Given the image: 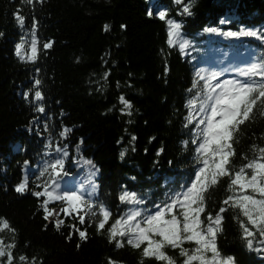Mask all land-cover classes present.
Segmentation results:
<instances>
[{
    "label": "trees",
    "instance_id": "obj_1",
    "mask_svg": "<svg viewBox=\"0 0 264 264\" xmlns=\"http://www.w3.org/2000/svg\"><path fill=\"white\" fill-rule=\"evenodd\" d=\"M153 3L159 11L167 12V18L182 23V38L191 44L184 54L178 45L168 46L167 24L158 18L159 11L151 9ZM184 3L191 4L192 0ZM182 7L175 0H44L43 4L33 0L32 5L23 0H0V218L7 219L16 230L14 234L4 230L0 238L6 244L15 242L14 264H21L20 255L28 257L27 264L33 257L35 264H107L109 258L119 264H141L142 259L143 264H162L143 258V246L134 249L125 243L117 249L115 242L108 240L107 228L131 209L153 210V203L160 204L173 191H179L197 167V145L191 143L195 121L184 126L188 112L185 104L195 94V90L188 91L194 69L231 68L223 80L236 76L234 67L247 68L264 61V40L204 32L210 26L224 31L264 30V0H195L190 17L179 15ZM16 13L25 17L23 30L16 23ZM33 16L39 22L38 59L35 63L22 62L15 55V44L22 36L30 41L25 34L31 29ZM221 19L231 22L221 25ZM105 25L110 26L108 31ZM49 41H55L53 48L43 49ZM28 50L26 44L25 52ZM106 73H110L107 80ZM34 79L42 81L39 90L45 96V114L33 111L31 92L28 102L23 99L25 90L34 92ZM121 95L132 104L131 116L121 112ZM64 127L74 129L67 138L60 135ZM183 141H188L187 145ZM57 145L69 153L65 168L70 175L64 179L74 188L79 190L83 185L86 192L92 188L88 182L90 166L84 161L91 160L98 170L94 178L98 188L90 199L113 213L99 233L95 218L89 222L86 215L81 225L75 214L64 217L62 212L60 230L52 223L45 230L43 213L38 210L40 201L31 192L39 190L34 181L56 155ZM233 147V174L254 158L259 159L264 149V108L259 102L235 133ZM160 148L163 152L157 156ZM251 172L247 170L249 176ZM25 177L28 191L19 195L14 187ZM165 178H171L166 186ZM231 188L232 177H222L204 193L202 227H207L208 214L215 218L221 208H226L216 237L221 258L234 257L235 264H255L252 259L264 256V251L255 250L264 249L260 243L264 237L259 234V224L252 225L234 202L224 204L230 197L241 195ZM125 191L135 192L144 204L122 203L120 197ZM248 194L260 198L251 190ZM62 206L59 201L49 204L50 209L61 210ZM93 210L99 213L98 207ZM176 214L180 215L179 210ZM255 218L259 221L258 216ZM245 224L256 233L252 249L247 247ZM69 225L85 230L87 239L81 241L74 233L67 240ZM182 247L193 253L197 245L185 241ZM165 251L176 264H183L185 258L179 249Z\"/></svg>",
    "mask_w": 264,
    "mask_h": 264
},
{
    "label": "snow or ice",
    "instance_id": "obj_2",
    "mask_svg": "<svg viewBox=\"0 0 264 264\" xmlns=\"http://www.w3.org/2000/svg\"><path fill=\"white\" fill-rule=\"evenodd\" d=\"M23 2L29 5L33 4V0H23ZM37 2L43 4L44 0H37ZM175 2L177 5L183 6L179 15L189 17L193 15L192 7L195 0L187 5H185L184 0H175ZM147 15L151 16L152 12H147ZM157 15L160 20L167 24L168 46L175 47L178 45L180 52L184 54L191 44L182 38V23L167 18L166 11H159ZM15 19L17 25L23 30L25 17L16 13ZM230 22L226 19L219 21L221 25ZM38 23L33 16L31 29L25 34L31 37L30 41L22 36L20 42L15 44V55L22 62L35 63L38 59ZM109 27V25H105V31H108ZM121 27L126 28V25ZM204 32L227 38L256 37L264 40V30L224 31L220 27L210 26L206 27ZM0 36H3L2 32H0ZM54 43L55 41L44 43L42 48L50 50ZM26 44L29 48L27 52H25ZM38 71L39 69H37ZM228 71H232V69L221 68L219 71L204 68L194 69V78L188 91L195 90V94L185 104L188 112L184 117L186 121L184 126L188 127L195 121V127L191 130L193 135L191 143L197 145L194 149V160L197 167L194 168L192 176L184 180L179 191H173L160 204L153 203V210L134 208L111 223L107 228L108 240L110 243L115 242L117 249L123 248L125 243L134 249H141L143 246L141 253L143 258H154L162 264H176L173 257L167 255L165 248L179 249L180 256L185 258L183 264H194V262H198V264H235L234 257L221 258L216 244L219 225L223 220V213L227 209L221 208L220 214L215 218L208 214L206 216L207 227L206 229L202 227L201 214L206 211L204 193L211 186L218 184L222 177H232L230 190L234 192L238 190L241 193L239 197H230L225 200L224 204L228 205L230 202H234L235 207L243 210V216L247 217L252 225L259 224V234L264 237V149L260 150L259 159L254 158L244 167L236 170L234 174L231 168V158L235 155V148L233 147L235 133L242 124L250 119L258 102L261 108H264V61L250 64L247 68H237L236 76L221 80V77ZM166 72L167 68H165ZM108 75L110 73L105 74V80H107ZM41 83L40 79H34L32 84V89H35L34 92L31 89L25 90L22 95L23 99L28 102L31 92V103L35 105L33 111L45 114L46 109L43 103L45 96L39 90ZM117 87H119V83ZM119 102L123 105L122 114L131 116V102L123 95L119 97ZM36 123L37 135H40L39 121ZM44 130H48L47 122L44 123ZM73 131L72 128L64 127L60 135L67 138ZM132 139L135 140L136 137L133 136ZM83 143V138H81L80 144L83 145ZM183 143L187 145L188 141H183ZM79 151L80 148L77 147V152ZM162 152L163 148H160L156 155L159 156ZM126 153L127 149L121 153V159ZM46 155H50V153H46ZM68 155L67 150L61 149L57 145L56 155L51 156V159L45 163L43 169L36 176L34 183L39 190L32 191L31 195L40 201L38 210L43 213V219L46 222L45 230L48 223H52L57 231L64 224L63 219L49 220L53 216V209L49 208L50 202L59 201L63 206L60 212L55 213L57 217L60 216L61 212L64 217L75 214L74 218L81 225L85 223L86 215L89 222L95 218L97 221L96 229L99 233L105 229V225L113 213L103 205L93 204L90 199L91 193H95L98 188V185L94 183V178L99 174L98 170L91 160L84 161L90 166L88 182L92 184V188L86 192L84 186L81 185L78 190L64 179L70 175L65 168ZM27 164L28 162L25 161V165ZM247 170H252L250 176L247 174ZM131 179L135 180V177ZM169 182H171V178H165V186ZM249 190L258 194L260 198L257 199L256 195L248 194ZM14 191L19 195H24L28 191L26 177L15 185ZM86 194L88 199H86ZM41 198L43 199L41 200ZM120 200L128 205L144 204V200L138 197L135 192L125 191ZM97 207L99 213L93 210ZM176 210H179V216L176 214ZM256 216L259 217V221L255 218ZM68 227L70 230L66 236L67 240H71L74 233L78 235L81 241L87 239L85 230L73 225ZM243 227L247 247L252 249L254 247L253 238L256 233L247 224ZM4 230L13 234L16 231L10 226L7 219L0 218V232ZM185 241L195 242L197 247L193 253L182 247ZM260 243L264 245V239H261ZM15 248V242L6 244L4 239L0 238V264H3V258H6V264H14L16 258L13 251ZM255 250L264 251L261 248ZM206 253H211V256L206 255ZM35 259V257L32 258L31 264H35ZM19 261L21 264H27L28 257L20 255ZM107 264H119V262L109 258ZM141 264H143V259Z\"/></svg>",
    "mask_w": 264,
    "mask_h": 264
},
{
    "label": "rangeland",
    "instance_id": "obj_3",
    "mask_svg": "<svg viewBox=\"0 0 264 264\" xmlns=\"http://www.w3.org/2000/svg\"><path fill=\"white\" fill-rule=\"evenodd\" d=\"M58 211L53 210V216L49 218L50 221H54L55 219H58V217L55 215V213Z\"/></svg>",
    "mask_w": 264,
    "mask_h": 264
},
{
    "label": "bare ground",
    "instance_id": "obj_4",
    "mask_svg": "<svg viewBox=\"0 0 264 264\" xmlns=\"http://www.w3.org/2000/svg\"><path fill=\"white\" fill-rule=\"evenodd\" d=\"M153 4H157V3H153ZM250 11L252 12L253 10H250ZM218 69H219V68H218ZM61 214H62V213H61ZM62 215H63V214H62ZM58 219H61L60 216L58 217Z\"/></svg>",
    "mask_w": 264,
    "mask_h": 264
}]
</instances>
